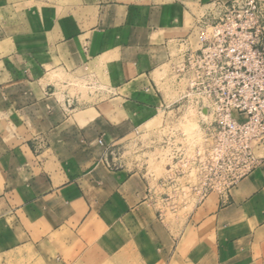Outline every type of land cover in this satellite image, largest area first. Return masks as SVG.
<instances>
[{
  "label": "crops",
  "instance_id": "crops-1",
  "mask_svg": "<svg viewBox=\"0 0 264 264\" xmlns=\"http://www.w3.org/2000/svg\"><path fill=\"white\" fill-rule=\"evenodd\" d=\"M216 1L0 0V264H264V167L168 222L147 167L119 156Z\"/></svg>",
  "mask_w": 264,
  "mask_h": 264
},
{
  "label": "built area",
  "instance_id": "built-area-1",
  "mask_svg": "<svg viewBox=\"0 0 264 264\" xmlns=\"http://www.w3.org/2000/svg\"><path fill=\"white\" fill-rule=\"evenodd\" d=\"M211 6L193 28L196 43L181 39L170 61L175 75L188 79L180 101L199 108L203 143L189 151L176 135L164 140L171 150L164 184L194 178L187 188L198 203L227 197L264 167V0Z\"/></svg>",
  "mask_w": 264,
  "mask_h": 264
},
{
  "label": "rangeland",
  "instance_id": "rangeland-1",
  "mask_svg": "<svg viewBox=\"0 0 264 264\" xmlns=\"http://www.w3.org/2000/svg\"><path fill=\"white\" fill-rule=\"evenodd\" d=\"M211 7L201 11L199 19L208 15ZM174 52L173 57L177 55V52ZM172 67L173 64L169 61L156 73L165 106L161 108L154 120L146 125L142 134L132 138L127 148L119 153L123 160L138 163L143 169L147 167L149 176L154 179V184L159 189L157 191L159 198L155 205L160 213L168 212V222L176 221V217L189 215L200 203L194 199L191 190L187 188L188 183H195L194 178L180 179L174 186H161L168 178L167 165L171 151L164 147V140L169 135H176L173 138L176 143L183 142L189 151H193L195 147L203 143L201 130L204 122L196 105L180 101L186 95L188 79L175 75ZM83 90L84 93L88 91ZM183 135L185 139L182 138ZM126 258H131L130 251L124 252L121 258H116L114 252L102 256V253L93 251L82 258L79 264H121V261Z\"/></svg>",
  "mask_w": 264,
  "mask_h": 264
}]
</instances>
